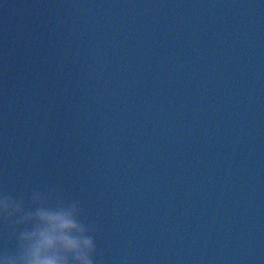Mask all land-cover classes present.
I'll use <instances>...</instances> for the list:
<instances>
[{
  "label": "water",
  "instance_id": "water-1",
  "mask_svg": "<svg viewBox=\"0 0 264 264\" xmlns=\"http://www.w3.org/2000/svg\"><path fill=\"white\" fill-rule=\"evenodd\" d=\"M48 186L96 264H264V0H0V190Z\"/></svg>",
  "mask_w": 264,
  "mask_h": 264
},
{
  "label": "clouds",
  "instance_id": "clouds-1",
  "mask_svg": "<svg viewBox=\"0 0 264 264\" xmlns=\"http://www.w3.org/2000/svg\"><path fill=\"white\" fill-rule=\"evenodd\" d=\"M78 199L48 186L29 196L0 190V221L14 240L0 264H96V228L85 222Z\"/></svg>",
  "mask_w": 264,
  "mask_h": 264
}]
</instances>
